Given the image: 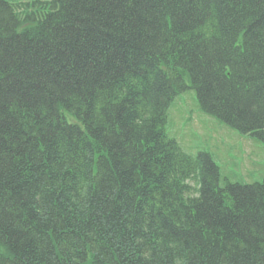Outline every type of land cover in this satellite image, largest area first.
I'll return each mask as SVG.
<instances>
[{
  "label": "trees",
  "instance_id": "1",
  "mask_svg": "<svg viewBox=\"0 0 264 264\" xmlns=\"http://www.w3.org/2000/svg\"><path fill=\"white\" fill-rule=\"evenodd\" d=\"M187 89L264 144V0H0V264H264V178L166 132Z\"/></svg>",
  "mask_w": 264,
  "mask_h": 264
},
{
  "label": "rangeland",
  "instance_id": "2",
  "mask_svg": "<svg viewBox=\"0 0 264 264\" xmlns=\"http://www.w3.org/2000/svg\"><path fill=\"white\" fill-rule=\"evenodd\" d=\"M166 132L188 154L210 153L220 169L222 182L251 183L264 178V144L203 113L192 89L174 98L167 111Z\"/></svg>",
  "mask_w": 264,
  "mask_h": 264
}]
</instances>
